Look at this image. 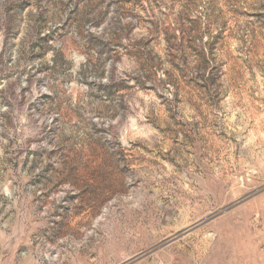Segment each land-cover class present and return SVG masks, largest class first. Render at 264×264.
I'll return each instance as SVG.
<instances>
[{"label":"rangeland","instance_id":"rangeland-1","mask_svg":"<svg viewBox=\"0 0 264 264\" xmlns=\"http://www.w3.org/2000/svg\"><path fill=\"white\" fill-rule=\"evenodd\" d=\"M0 264H264V0H0Z\"/></svg>","mask_w":264,"mask_h":264}]
</instances>
